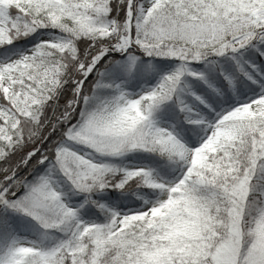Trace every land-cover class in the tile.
<instances>
[{
    "label": "snow or ice",
    "instance_id": "1",
    "mask_svg": "<svg viewBox=\"0 0 264 264\" xmlns=\"http://www.w3.org/2000/svg\"><path fill=\"white\" fill-rule=\"evenodd\" d=\"M0 264H264V0H0Z\"/></svg>",
    "mask_w": 264,
    "mask_h": 264
}]
</instances>
